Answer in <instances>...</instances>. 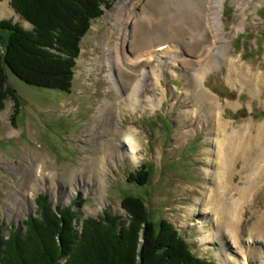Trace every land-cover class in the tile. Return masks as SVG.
Instances as JSON below:
<instances>
[{
    "label": "rangeland",
    "instance_id": "rangeland-1",
    "mask_svg": "<svg viewBox=\"0 0 264 264\" xmlns=\"http://www.w3.org/2000/svg\"><path fill=\"white\" fill-rule=\"evenodd\" d=\"M247 1L241 11L242 2ZM207 4V0H115L110 9L102 7L103 14L91 22L80 40L68 91L29 85L6 71L8 85L16 94L9 96L0 109V236L4 240L13 232L24 235L30 219L49 218L39 225L43 232L44 228L52 230L54 217L50 214L56 215L55 222L65 218L75 233L82 232L87 218L101 219L104 214L115 218L120 230L129 222V208L144 216L138 231L139 249L145 224L153 222L158 230L164 221L183 236L192 255L220 264L216 242L200 241L204 232L199 226L214 220V214L210 209L190 213L213 187L211 176L217 171L212 162L215 158L210 157L219 138L217 121H204L205 108L190 91L192 74L200 66L198 55L205 49L207 37L211 41L216 35L207 31L205 40L193 42L200 37L206 18L210 20L213 15ZM193 19L199 20L195 29L186 23ZM221 19L229 52L225 60L214 55L208 64L212 68L204 78L205 87L219 103L213 117L218 111L220 119L228 122L229 131L255 135L253 125L264 124V0H224ZM241 20L244 25L237 26ZM0 21L17 23L25 30L33 28L13 9L11 0H0ZM1 34L6 37L7 31ZM162 42L178 44L176 65L161 50H154L151 59L144 57L133 65L127 61L150 44L156 47ZM116 47L119 63L114 62ZM229 63L233 73L227 77ZM109 70L113 82L108 79ZM138 77L144 80L139 94L143 106H118ZM148 97L156 103L151 102L153 107ZM111 102L113 110L121 108L114 113L111 130L119 132L122 128L135 134L139 141L137 159L122 155L124 150L120 148L110 162H105L101 173H91L97 145L111 137L109 118L104 121L100 117V108L109 107ZM98 124L102 130L99 127L88 135L87 128ZM209 127L211 133L207 132ZM180 131L182 135L188 133L179 136ZM41 162L46 163L42 172L34 174V165ZM82 163L90 167H79ZM76 169L78 173L71 176ZM230 177L235 189L227 199L233 206L238 188L244 187L249 177V172L242 169L241 158L236 159ZM25 192L32 200H22ZM138 198L141 215L133 205ZM247 198L239 205L235 237H239L240 245L252 238L250 244L256 241L257 246L264 247L256 234H251L252 225L264 213V179L257 181ZM56 225L60 230L62 224ZM212 226L217 227L216 221ZM226 238L222 242L233 264H253L251 255L245 262V247L238 250L237 244ZM223 251L218 254L226 257Z\"/></svg>",
    "mask_w": 264,
    "mask_h": 264
},
{
    "label": "trees",
    "instance_id": "trees-1",
    "mask_svg": "<svg viewBox=\"0 0 264 264\" xmlns=\"http://www.w3.org/2000/svg\"><path fill=\"white\" fill-rule=\"evenodd\" d=\"M114 1L11 0L13 9L33 28L0 21V109L16 94L8 85L6 71L29 85L68 91L81 38L103 14L102 7L110 9ZM5 30L6 37L1 34ZM136 201L133 205L141 215V202ZM126 209L129 222L120 230L116 219L107 214L101 219L87 218L81 233H75L65 218L55 222V214H50L53 229L44 228V232L39 225L43 219H30L24 235L18 231L5 240L0 236V264H57L63 259L61 264H215L192 255L183 236L164 221L158 230L153 222H146L139 249L138 231L144 216ZM56 224H62L60 230Z\"/></svg>",
    "mask_w": 264,
    "mask_h": 264
},
{
    "label": "bare ground",
    "instance_id": "bare-ground-1",
    "mask_svg": "<svg viewBox=\"0 0 264 264\" xmlns=\"http://www.w3.org/2000/svg\"><path fill=\"white\" fill-rule=\"evenodd\" d=\"M206 0H204L205 2ZM223 2L224 0H207L208 9H211L213 12V15L210 20L204 21V25L200 28L199 31L201 33L200 37H194V43L197 42V39H200V41L205 40V33L207 31H215L216 35L211 36L212 39L207 37L208 42L204 45L205 49L200 51L198 58L200 59V66L195 69V73L192 74L193 82L192 87L190 88V91L194 95V98L197 99L200 103L203 104L204 114L207 115L206 119H204L205 122H216V130H219V138L214 144V149L210 150V157H214L215 159L212 161L214 166H217V171H214L212 176L211 173L208 171L207 175L208 177L211 176V181L213 183V187H209L208 193H205L206 195L203 197V201H201V204L198 208L191 209L190 213H195L196 210L199 211H206V209H210L211 212L214 214L215 218L211 221V219L207 220L208 223H204L203 225H200L201 232H204L201 234L200 241L202 243H207L208 240L214 241L217 244V251H216V257L220 264H233L232 261H230L231 257H228V251H226L228 248L225 246V242L223 241V238L231 239L234 241L233 243L237 246L236 248L238 250L245 249L247 251L248 256H245V262H249V256L251 255V260L253 261V264H264V247L257 246V242L254 241L253 244H250L249 241L246 242V245H240L239 237L236 234V224L240 219V210L241 207L239 205L244 204L247 197L250 196L251 192L256 187L257 181L264 179V124L262 125H253L254 132H256L255 135L242 132H233L229 131L228 129V122L222 121L220 119V114L218 111L216 113V118L213 117L214 109L219 108V103L216 97L208 90L204 85V78L205 75L210 71L212 67H208L209 61L212 60L214 55L220 56L224 58V60L227 57V54L229 52L230 44L227 40L228 37L225 34V25L222 23V8H223ZM247 2H242L240 10H243V5ZM210 17V16H209ZM164 18V17H162ZM160 20V19H159ZM144 22V21H143ZM149 22V21H148ZM159 22V21H158ZM167 22V19L166 21ZM162 23V21H161ZM178 23V22H177ZM187 25L190 27H193L192 29H195L199 25V20L193 19L192 21L186 22ZM179 24V23H178ZM182 24V23H181ZM162 25V24H160ZM175 26V24H170V26ZM236 25H244V21L241 20L240 22H237ZM172 26V28H173ZM207 27V29H206ZM170 28V27H169ZM176 31H179V29H175ZM192 31V30H191ZM153 44H150L148 47H146L143 53H137L134 55L132 59H129V63L131 65L140 62L142 59H146L147 57L149 59L152 58V55L154 50L157 48V46L165 45L161 48L162 54H167L169 56V59L173 61V64L176 65L177 58H179V49L178 44L173 45L172 42H162L157 43V46H152ZM175 46V47H174ZM151 47V48H150ZM152 47H155L152 48ZM150 48V49H149ZM212 48L217 49L216 53H212ZM114 50V62H120L119 54H118V47H116ZM141 54V55H140ZM156 55V53H155ZM146 57V58H144ZM215 58V57H214ZM221 61V60H218ZM201 62H208L205 66L201 65ZM183 63V62H182ZM211 65V64H210ZM228 74L227 77L230 76V73H233L232 68L230 66V63L228 64ZM216 66V65H215ZM197 70V71H196ZM110 71V70H109ZM235 73V72H234ZM109 81H114L112 78L111 71L107 74ZM144 76V75H143ZM142 76V77H143ZM242 77V76H241ZM252 81V80H251ZM115 83V82H114ZM249 83V80L246 82ZM117 87V85H115ZM144 86V80L141 77H138L131 85L130 89L128 91V94L126 95L125 99L118 102V106H125L127 104L136 106V104H140L142 107V102H140V90ZM192 98V97H191ZM148 102H153L152 98H147ZM192 100V99H191ZM153 104L151 103V106L153 107ZM109 107H101L100 109V117L106 121L109 118V121L111 123H108L109 130L111 132V137L106 140H102L100 144L97 145V148L95 152L97 153L94 157V163L91 164L92 170H89L91 173H101L103 171V165L105 162H110V159L113 157V153H119L118 149H121L122 155L129 154L133 160L137 159V151L139 147V141L137 142L135 138V134L131 131L127 133L122 128L119 130V132L111 130L114 128V120L113 116L114 113L117 111H120V107L117 106L115 110H113L114 102L108 104ZM194 106V105H193ZM134 108V107H133ZM212 108V109H211ZM196 110L200 113V109ZM196 111V112H197ZM192 113V111H191ZM201 114V113H200ZM184 115V114H183ZM186 115V114H185ZM203 116V115H202ZM184 117V116H183ZM200 117V116H199ZM182 118V117H181ZM185 118V117H184ZM180 120V119H179ZM182 120V119H181ZM185 120V119H184ZM100 123V122H99ZM196 124H199V121L196 120ZM194 123V124H195ZM213 123V122H212ZM117 124V123H116ZM180 124V123H179ZM99 125V124H98ZM100 125L93 126L91 128H87V133H91L93 131L96 132L95 129L99 128ZM219 127V129H218ZM252 127V128H253ZM184 128V127H183ZM213 128V127H212ZM221 128V129H220ZM101 129V127H100ZM192 129V128H191ZM256 129V130H255ZM102 130V129H101ZM222 130V131H221ZM226 130V131H225ZM183 131V130H182ZM182 131L178 132L180 133L179 136H184L188 131H184L182 135ZM211 128L209 127V130H207L208 133H211ZM180 140V139H179ZM121 146V147H119ZM107 158V159H106ZM241 158L242 161V169L247 170L249 172V177L246 179V185L242 188H238V199L237 202L234 203V205H231V202L228 201L227 195L230 193L232 189H235V186L233 182H230L229 179L231 178L232 174V167L235 164L236 159ZM256 160V162H255ZM257 164V165H256ZM259 164V166H258ZM46 165V163L35 164L34 171L36 174L39 170L42 172V169ZM85 166L90 167L89 165H84V163L80 164L79 167ZM102 167V169H101ZM77 170V169H76ZM71 172V176L76 175L79 170ZM254 172V173H253ZM80 174H83L84 172H79ZM246 178V176H245ZM234 180V179H233ZM101 180H98L100 182ZM26 195V196H24ZM22 196V200H26V198L32 200L30 194L28 192H25ZM232 206V207H231ZM209 210V211H210ZM216 221L217 227L211 228V222ZM255 233L258 237L256 240H260L262 244L264 243V213L262 216L259 217L254 222V225H252L251 228V234ZM250 234V235H251ZM218 236V237H217ZM254 240V239H253ZM209 242V241H208ZM261 244V243H260ZM223 245V246H222ZM264 245V244H263ZM245 247V248H244ZM226 251V257L219 255L218 253L221 250ZM225 251H223L225 253ZM251 263V262H250Z\"/></svg>",
    "mask_w": 264,
    "mask_h": 264
}]
</instances>
